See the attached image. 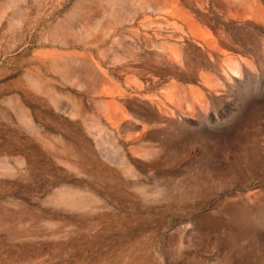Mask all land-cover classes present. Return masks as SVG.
Segmentation results:
<instances>
[{
    "label": "rangeland",
    "instance_id": "rangeland-1",
    "mask_svg": "<svg viewBox=\"0 0 264 264\" xmlns=\"http://www.w3.org/2000/svg\"><path fill=\"white\" fill-rule=\"evenodd\" d=\"M0 264H264V0H0Z\"/></svg>",
    "mask_w": 264,
    "mask_h": 264
}]
</instances>
